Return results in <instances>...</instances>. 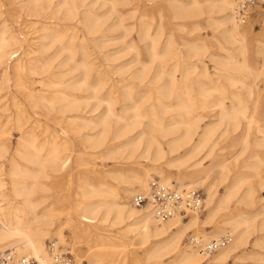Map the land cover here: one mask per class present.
Masks as SVG:
<instances>
[{
    "label": "bare ground",
    "instance_id": "obj_1",
    "mask_svg": "<svg viewBox=\"0 0 264 264\" xmlns=\"http://www.w3.org/2000/svg\"><path fill=\"white\" fill-rule=\"evenodd\" d=\"M104 1L111 4L110 14L117 15L108 30H124L121 38L105 35L104 25L109 17L97 7ZM149 1L165 2L174 21H193L195 30L200 28L202 20L214 26L223 40L219 41V49L226 56L212 59L220 75L217 78L208 75L204 83L215 84L212 93L222 95L224 90L217 82L226 76L233 88L241 83L242 92L231 93L234 100L230 107L222 98L214 104L205 101L203 107H197L190 94L184 92L185 81L178 84L172 76L164 84V68L171 62L175 61V72L178 68L196 67L194 59L204 70L208 69L207 64L203 57L198 59L197 49L189 42L178 44L174 34L159 52L162 27L158 26L153 33L152 24H147L143 15L135 24L127 25L133 12L125 14L118 9L120 5H129L130 0H23L14 12L17 19L25 16L28 26L35 27L40 44L35 49L27 36L30 32H17L6 20L0 25V130L7 123L5 116L15 114L13 120L21 134L13 149L10 140L0 137V164L8 156L10 162L8 172L0 165V252L12 249L36 264H56L46 250V239L56 237L57 240H51L70 247L63 233L66 228L73 234L74 244L77 239L87 237L103 241V237L89 231L88 225L104 222L124 229L126 238L132 236L143 245L151 244L148 260L160 262L166 255L174 254L185 264H228L253 233L264 231V196L260 202L256 200L264 193V130L257 128L255 132L259 136L254 137L255 122L249 117V103L256 91L245 84L246 78L237 74L247 73L254 81L264 75L262 69L252 68L247 59L246 43L251 29L243 26L246 23L238 15L245 0ZM259 2L263 4L264 0ZM155 10L162 21L163 9L155 6L152 12ZM134 32L137 39L124 48L135 53L131 63L112 65L118 61V53L107 55L97 50L112 41L125 42ZM100 35L104 40L102 47L98 44ZM141 45L149 52L150 63L140 59ZM184 47L189 49L184 51ZM54 48L55 56L46 58L47 52ZM156 60L159 68L153 75ZM114 75L129 78L115 81ZM106 87L109 93L104 98L101 92ZM199 90L202 98L212 95ZM136 94L142 98L154 97L155 102L137 100ZM243 96L249 101H243ZM208 112L216 114L215 121L204 124ZM244 123L243 135L234 137ZM88 131L97 133L86 135L84 142L95 154L112 161L116 168L114 172H100L101 178L81 182L77 195L82 200L75 206L77 217L66 215L65 227L57 229L58 214L50 208H41L46 200L44 194L51 191L52 181L68 168V159L64 160L60 153L72 150L76 139ZM231 142L236 145L231 147L232 151H227L229 146L220 150L227 155L217 156L215 150L201 156L203 147ZM238 147L240 153L236 154ZM138 151L141 154L137 155ZM241 156L246 157L244 167L252 171L250 175L240 171ZM139 159L153 166L127 168L130 162L138 163ZM207 160L210 164L206 167ZM174 167L180 170L174 178L177 185L171 184ZM105 175L120 185L117 191L107 187ZM155 179L176 191L204 186L206 200L202 212H187L188 222L177 216L162 223L151 206H132L134 196L147 193ZM219 187L224 188L222 194ZM235 200L249 212L227 219V214L234 211L230 205ZM204 211L205 220L200 216ZM219 217L222 222H215ZM209 225H214V229L212 236L206 237L199 230ZM192 230H198L200 239L191 237L193 248L184 250V238ZM221 236L233 240L227 247L207 254L204 246L211 242L208 238L217 241ZM106 247L104 244L92 247L97 249L89 253V263L102 264L106 256L96 251ZM107 261L106 264H115L111 259Z\"/></svg>",
    "mask_w": 264,
    "mask_h": 264
},
{
    "label": "rangeland",
    "instance_id": "obj_2",
    "mask_svg": "<svg viewBox=\"0 0 264 264\" xmlns=\"http://www.w3.org/2000/svg\"><path fill=\"white\" fill-rule=\"evenodd\" d=\"M22 1L23 0H0V10L3 12V14L0 16V25H2V22L4 20H6L12 27H14V30H16L17 32H22L24 34H28L30 32L27 36L29 37V40L33 41L31 44L35 45L34 48L38 49L40 41H38L37 39L38 37L36 34L37 31L35 27L28 26V22L25 19V16L20 15L19 19H17V15L14 12L17 9H19ZM242 1H240L239 3H241ZM130 2L131 3L127 6L123 7V5L122 6L120 5L118 7L120 11L126 12L125 14H130V12H133L132 14L134 16L131 19L128 18V21H126L127 25L135 24L137 20H139L140 17L143 15L145 17L144 18L145 22L147 24L148 23L152 24L153 33L157 32L158 26L162 27L164 34L162 36L159 45V52H161L162 47L165 45L168 38L172 34H174V38L178 44H182L183 41L189 42L188 44H191L197 49V51H195V54L199 55L198 59H201L200 57H203L204 58L203 60L207 64L208 69L204 70L202 69L199 62L196 61L197 59H194L195 63H197L196 67H186L185 69L178 68V70L175 72L173 66V63L175 61L171 62L167 64V66L164 68L165 77H163L162 82L164 84L170 82L172 76H175L178 84H181V82L185 81L186 85L184 92L190 94L197 107H201V106L203 107V102L205 101H209L210 103L214 104L220 98H222L225 101L226 105L230 107L231 102L234 100L231 97V93L233 91L242 92L241 83L237 84L236 88H233L231 86V83L228 81L227 77L221 76L219 78V81L217 82L219 84L217 86L223 88L224 92L222 93V95L218 93H212L213 92L212 87L215 86V84L212 85L205 84L206 83L205 80L208 75H211L213 78H217L220 75L219 72L216 70V66L214 62H212V59L215 58V56H226L225 53H222L219 49V41H223L219 31H217L216 28H214V26H210V24H208L206 20L201 21L200 28L198 30L194 29L193 21L190 20L174 21L172 19V16L168 13L167 4L163 1H156L150 3L149 0H130ZM155 6L156 7L160 6V8L163 9L164 11L163 13L164 18L162 19V21L159 19L156 10L155 12H152V8H154ZM97 7L101 8L99 9L100 12L105 13L109 17L108 22L106 23V25H104V29H106L105 35L109 37L121 38L124 34V30H119V31L108 30L110 24H112L113 20H115V18L117 17L116 14H110V9H111L110 2H105V1L100 2ZM243 26H247L251 29V34L248 36V41L246 43L248 62L252 68L257 70L262 69L264 71V3L261 4L258 0L256 5L252 9H250V12L248 13L247 16V22ZM101 37L102 35L98 37L99 38L98 44H100L102 47L101 43L104 40ZM134 39H137L135 32L133 33V35L131 34V36H129L125 40L126 43L124 41L122 42V40H119V42L112 41L110 43L104 44L105 46L103 48L101 49L99 48L97 50L98 51L101 50V54H107V55L112 54L113 52H114L113 54L118 53L117 55L118 61L113 62L111 64L118 66L125 65L127 63H131L133 61V57L135 60V53L132 51L127 52L125 50L126 46L131 44V42L134 41ZM91 46H94V43H92ZM145 49L146 48H143V45H141L140 59L144 63H150L152 58L150 57V54L147 51V49L146 50ZM188 49H189L188 47H184L183 50L187 51ZM56 53L57 51L55 48L49 50L46 54L47 55L46 58L47 57L53 58ZM185 56H187L186 52H185ZM103 58H101L102 62H104ZM55 60L58 61L59 59H55ZM137 68H141V66L138 65ZM158 68H159V62L156 60V62L154 63L153 75ZM237 74L240 75L239 77L246 78L247 79L245 80L246 83L245 82L244 83L247 86H252L253 89L256 91L255 96L252 98V100L249 103L250 106L249 117H251L255 122L254 137H257L259 136V134L257 135V133L255 132L256 129L261 128L262 130H264V75L263 78H260L258 81H254V79H251L247 73L237 72ZM121 78H129V77L128 76L126 77V75L122 77L115 75L113 76V79L115 81H118ZM244 78L242 79L244 80ZM199 89H201L206 95H211V94L212 95L206 98H202L200 96ZM37 91L40 92L41 89L38 88ZM108 93H109L108 87L104 88L103 91L101 92L104 98L107 97ZM243 97H244L242 99L243 101H249V99L246 96ZM20 99L22 98L20 97ZM136 99L147 101V103L155 102L154 97L142 98V96L137 95ZM119 107L120 105L116 106L117 111H120ZM210 110L211 109H208V111ZM213 114L214 116H212ZM205 115H207V119L204 122V124L215 121L214 118L216 114L214 112H210V113L208 112ZM87 116H89V114ZM7 117L10 119H8ZM5 118L6 120H4V123L6 122L7 123L3 128H1L0 133H2L3 135L0 134V137L10 140L13 149L16 147L17 143L19 142L21 134L16 129V120H13L16 118L15 114L12 115L8 114L7 116H5ZM244 130H245V123L241 128V131L238 134H234L233 136L234 137L237 135L242 136ZM9 131L10 133H8ZM86 133L84 132L81 135L82 137L80 136L78 139H76V143L74 144L72 150H66L60 153L61 157H63L64 160L68 159V163H69L68 168L65 169L63 174L59 175L60 177L52 181V183L50 184L51 191L44 194L46 195V200L43 201L41 208H50L52 212L58 214V217L60 218L59 220L60 223L57 225V229L58 228L61 229L65 227L67 221L66 215L68 216V214H71L77 217V211L75 206L82 200L81 197L77 195L79 191V185L81 184V182L90 179L94 180V178L96 179V177L101 178L100 172L102 173L114 172L116 168L115 167L116 165L113 164L112 161L106 160L105 158L98 156L99 154H95V151L91 148V146L84 142V138L86 135L92 136L95 133H97V131L95 132L88 131ZM135 133L136 132H134V134ZM233 146L236 145L231 142L229 144L222 143L218 147L217 146L203 147L201 148L202 149L201 156L208 155L210 154V152L213 153V151L215 150L216 151L218 150L217 156L227 155L225 151L220 152V150L224 148L227 149L228 147L227 151L229 152L232 151L231 147ZM236 150H237L236 154H239L240 147H238ZM139 154H141L140 151L137 152V155ZM240 158H241L240 171H242L244 175H250L252 171L244 167L246 157L241 156ZM7 159L0 164V165L2 164L4 165V169H6V172H8L10 169V162ZM141 160L142 159H139L138 163L136 162L134 164L130 162V164L126 166L128 169H132V170L133 167L150 168L153 166L151 162L144 161L143 163V161L141 162ZM209 164L210 161L207 160L204 165L207 167L209 166ZM179 171L180 170L177 167L171 168V176L173 177V181L171 183L172 185H177V182L174 181V178H176V176L179 175L180 173ZM105 177L107 181V187L108 188L111 187L112 189L117 191L120 185H118L116 182H113L110 177H107L106 175ZM195 189L202 191L204 194V199L206 200V191L204 186L198 185V187ZM219 192L220 194H222L224 192V188L219 187ZM242 194L243 193L241 192L239 194V197L242 196ZM262 196H264V193H261L260 195L257 196L256 199L257 202H260V198ZM130 204L133 206L132 201L130 202ZM230 208H232V210L234 211L231 214H227L226 217L227 219L232 218L231 216L234 217V215L246 214L247 212H249L244 205H238L237 200L231 203ZM206 214L207 212L204 211L200 215L203 220H205ZM222 215L226 216V214L223 213ZM189 218L190 217H188L187 219L185 217L183 219L185 220V222H188ZM222 220L223 219L219 217L218 219L215 220V222L221 223ZM103 223L97 222L94 225H88L89 231H93L96 233V235L103 237L104 238L103 241H99L96 238L87 237L83 239H77V244H74L75 240L73 238V234L68 229L66 228L63 229V233L66 236L67 242L69 243L70 247L63 246L61 243H59V245L63 248L65 252H70L74 256L75 264H90L88 261V256H90L89 253L97 249V248L92 249V247L102 244L106 245L107 247L108 246H111V248L113 247L112 249L111 248L108 249L106 247L105 250L98 249V251H96V253L100 252L102 253L101 255L106 256L103 259L104 262L102 264L108 263L107 260L110 259L113 260L115 264H185V263H180L179 258H177V256H175L174 254L166 255L165 257L162 258V261L160 262H156L155 259L148 260L147 254L150 251L151 244L143 245L141 240H139L138 238H133L132 236L126 238L125 236H123L124 229H121V227L112 226V224L110 223H104V224ZM213 229H214V225H209V227L207 226L204 229H200L199 232L204 234V236L206 237H211L212 236L211 233ZM199 232L198 230H192L191 232L186 234L182 247L184 248V250L193 248L190 245L189 240L191 237L199 238L198 237ZM52 238L53 240H57L56 237H52ZM52 238L46 239L45 245L47 251H48V243L50 241H53L51 240ZM222 238L225 237L221 236L220 239ZM210 240L212 241V239L208 238L207 241ZM207 257L210 256L207 255ZM204 264H207V262H205ZM228 264H264V231H257L253 233V235H251L247 243L243 245L229 259Z\"/></svg>",
    "mask_w": 264,
    "mask_h": 264
},
{
    "label": "built area",
    "instance_id": "obj_3",
    "mask_svg": "<svg viewBox=\"0 0 264 264\" xmlns=\"http://www.w3.org/2000/svg\"><path fill=\"white\" fill-rule=\"evenodd\" d=\"M257 2L258 0H245L239 7L238 15L243 24L247 21L249 9ZM132 204L137 208L151 206L157 219L164 223L177 216L185 218L187 212L201 213L204 208V194L198 189L176 191L155 179L150 183L147 193H137L134 196ZM232 240L233 238L228 236L208 242L204 246V251L207 254L215 253L227 247ZM48 251L56 264H75L74 256L70 252H65L57 242L50 241ZM0 264H36V262L29 257L19 256L15 250H9L0 252Z\"/></svg>",
    "mask_w": 264,
    "mask_h": 264
}]
</instances>
